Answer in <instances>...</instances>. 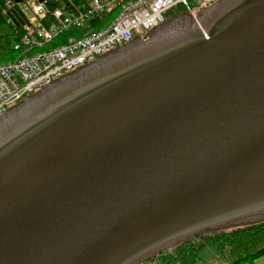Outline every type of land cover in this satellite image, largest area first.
<instances>
[{
  "label": "water",
  "instance_id": "1",
  "mask_svg": "<svg viewBox=\"0 0 264 264\" xmlns=\"http://www.w3.org/2000/svg\"><path fill=\"white\" fill-rule=\"evenodd\" d=\"M223 4L0 130V264H136L264 217V0Z\"/></svg>",
  "mask_w": 264,
  "mask_h": 264
},
{
  "label": "built area",
  "instance_id": "2",
  "mask_svg": "<svg viewBox=\"0 0 264 264\" xmlns=\"http://www.w3.org/2000/svg\"><path fill=\"white\" fill-rule=\"evenodd\" d=\"M61 0L18 3L26 23L15 50L24 55L0 64V118L22 100L64 76L109 54L137 38H145L166 21L177 6L187 11L205 8L217 0H84L51 8ZM10 8L15 4L8 2ZM116 13L109 26L81 38L70 37L61 45L43 48L72 29L87 28L103 14ZM36 50V51H34Z\"/></svg>",
  "mask_w": 264,
  "mask_h": 264
},
{
  "label": "trees",
  "instance_id": "3",
  "mask_svg": "<svg viewBox=\"0 0 264 264\" xmlns=\"http://www.w3.org/2000/svg\"><path fill=\"white\" fill-rule=\"evenodd\" d=\"M84 0H75L79 5ZM8 2L15 4L10 8ZM67 0L52 2L51 8L63 7ZM18 3L23 0H0V64L17 60L24 55V50H15L20 42L25 16L21 13ZM186 9L177 6L166 14ZM116 13H106L92 19L87 28L72 29L60 35L46 48H53L64 43L70 37H85L94 31L101 30L115 19ZM17 56L16 59H10ZM14 57V58H15ZM7 61V62H6ZM204 243H196L195 239H188L171 249L169 253H161L160 257L165 264H205L201 258L207 248H216L225 258L227 264H255L264 257V219L248 223H239L222 229L203 233ZM159 256V255H158Z\"/></svg>",
  "mask_w": 264,
  "mask_h": 264
},
{
  "label": "rangeland",
  "instance_id": "4",
  "mask_svg": "<svg viewBox=\"0 0 264 264\" xmlns=\"http://www.w3.org/2000/svg\"><path fill=\"white\" fill-rule=\"evenodd\" d=\"M29 1H31V0H23V2H27V3ZM227 1L228 0H223L222 2L220 1L219 3H218V1H215V3H212L205 8H199V7L195 6L192 9L193 12L187 11V10H185V11L180 10V11H177L176 13L171 12L167 16L166 21L163 23V25H161L157 29L151 31L147 35V37H145L146 39H148L149 37L150 38L153 37L154 39H152L151 42L156 40V41H154V44L151 45L152 51L153 52L155 51L154 53L164 52V51L170 50L176 44H178L177 41H179V39L177 38V36L172 37L171 36L172 32L176 33L177 35H179V34L183 35L186 33L189 35L190 34H200L203 31V29H205L208 20H210L212 17H214L217 14L218 10L219 9L221 10V8H223V6H224L223 3L227 2ZM68 2H75V0H67L66 4ZM214 5L219 6V7H217V8L213 7L212 8V6H214ZM207 8H212L208 12V15L204 14L205 9H207ZM214 8H216V9L214 10ZM145 38H143V39L137 38V39L144 40ZM158 42H160L161 44L157 48H155V44ZM121 47L122 46L116 48L115 50H113L109 54H106V55L101 56L100 58L96 59L94 61L95 62L94 64L90 63L88 65H85L84 67L64 76L63 78L56 80L54 82H51L50 85L48 84L47 86L39 89L34 94H32L29 97L22 100L17 106H15L11 110H9L3 117L0 118V130L5 127L6 128L5 133H6L10 129H12L16 124L18 125L24 121L29 120L39 111V109L42 106L45 107L50 103L49 100L53 98L52 96L59 95L62 92V90L68 84H70V85L74 84L75 85V84H79L82 81H84L85 79H83V77L92 74L96 70L97 65H100V62H102V61H100L99 59L108 58L110 56V58H108V60H106L105 63L112 64V61H113L112 56H114L113 52L115 53V51ZM43 48H46V46ZM34 51H36V50H34ZM110 54H112V55H110ZM14 57L15 56H11L10 59H16L17 58V56L15 58ZM97 62H99V63H97ZM64 78L70 79V80L63 83L65 80ZM4 134H2L1 136H3ZM263 219H264V217L260 218V219L249 220V221L242 220L241 222H237V223H234L231 225H235V224H239V223L254 222V221H259V220H263ZM231 225H228V226H231ZM228 226L225 225V226L220 227L218 229H222V228H225ZM212 230H216V228L215 229H207L206 231L201 232L200 234L198 233V234L194 235L193 237H189L183 241H180L179 243H175L172 246L164 248L162 251H160L158 253L154 252V253L149 255L148 260L141 259L136 264H165L160 257L161 253L171 252V249L173 247H175L176 245H178L180 243L185 242L188 239L194 238L196 243H199V242L204 243L205 241L203 240V238H204L203 233H205L207 231H212ZM219 257L221 259H219ZM144 258L146 259V256ZM201 258L203 259V261H204L203 263H205V264H211L212 261H213V264H218L217 262L221 263L222 260L225 261V258L220 255V252L216 248H207L202 253Z\"/></svg>",
  "mask_w": 264,
  "mask_h": 264
},
{
  "label": "flooded vegetation",
  "instance_id": "5",
  "mask_svg": "<svg viewBox=\"0 0 264 264\" xmlns=\"http://www.w3.org/2000/svg\"><path fill=\"white\" fill-rule=\"evenodd\" d=\"M215 3V2H214ZM213 7H219V6H212ZM212 8H207L204 11V14L208 15V12L212 9ZM214 8V10L216 9ZM191 35L194 34H183V35H177L176 33L172 32L171 36L172 37H176L179 39V41H177V43H180L184 40H186L187 38H189ZM154 39L153 37H149L148 39H135L134 41L122 46L121 48L117 49L115 51V53L113 52V54L115 55L114 60L116 61V63L112 64L111 66H115V65H120V64H130L131 62H136L139 61L142 58H145L146 56L153 54L154 52L151 49V45L154 44V41L151 42V40ZM161 43L158 42L155 44V48H157ZM157 52V51H156ZM111 55V54H110ZM100 62V61H99ZM98 62V63H99ZM101 66V62L100 65ZM110 66V67H111ZM105 67V66H104Z\"/></svg>",
  "mask_w": 264,
  "mask_h": 264
},
{
  "label": "crops",
  "instance_id": "6",
  "mask_svg": "<svg viewBox=\"0 0 264 264\" xmlns=\"http://www.w3.org/2000/svg\"><path fill=\"white\" fill-rule=\"evenodd\" d=\"M219 259H221L220 257H219ZM218 264H227V261L225 260H222V262L221 263H219V262H217ZM211 264H213V261H212V263ZM255 264H264V257L263 258H261V259H259Z\"/></svg>",
  "mask_w": 264,
  "mask_h": 264
}]
</instances>
